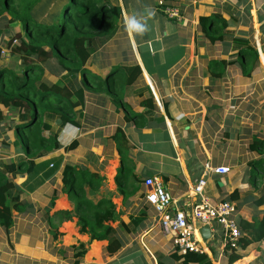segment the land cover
Instances as JSON below:
<instances>
[{
  "label": "crops",
  "instance_id": "crops-1",
  "mask_svg": "<svg viewBox=\"0 0 264 264\" xmlns=\"http://www.w3.org/2000/svg\"><path fill=\"white\" fill-rule=\"evenodd\" d=\"M162 1L178 10L179 18L165 14ZM119 4L122 16L97 38L88 69L102 79L118 69L139 67L141 74L129 83L128 72L115 73L119 89L114 95L86 91L76 129L66 132L54 123L45 132L46 137L57 134L60 147L36 160L44 164L30 186L23 187L28 174L15 177L24 210L14 213L12 228L0 227V264H159L160 259L177 264L172 238L162 232L159 215L145 199L144 182L152 177L161 178L171 194L170 210H183L190 219L198 201L194 189L202 179L212 203H235L238 216L249 223L264 217V204H256L264 192V175L258 179L255 174L261 172L253 168L264 161V0ZM149 9L155 15L148 19L149 31L143 37L125 31V16L134 11L146 15ZM213 16L229 23L225 40L208 36V29L213 31L217 24L209 26L201 19ZM235 38L249 42L254 55L239 56ZM120 134L131 172L142 182L129 200L118 192ZM14 141V130L0 125V161L25 157ZM67 167L99 176L96 190L90 193L86 187V200H108L120 213L116 222L106 223L117 230L121 243L115 255L108 254L107 241L91 240L84 221L56 216L75 209L66 190ZM217 167L231 171L210 173ZM211 229V239L201 243L203 253L214 264H228L222 232L216 225ZM243 254L235 264H264V241Z\"/></svg>",
  "mask_w": 264,
  "mask_h": 264
},
{
  "label": "trees",
  "instance_id": "trees-1",
  "mask_svg": "<svg viewBox=\"0 0 264 264\" xmlns=\"http://www.w3.org/2000/svg\"><path fill=\"white\" fill-rule=\"evenodd\" d=\"M121 16L119 0H0V33L6 30L2 29L3 19L7 24L21 28L20 44H11L8 48L11 49L10 55H20L23 63L20 74L4 62L0 64V125L14 130L15 141L12 144L25 156L11 162L0 161V227L12 228L14 213L24 210L20 200L22 188L14 183L15 177L28 174L29 179L23 186L27 187L34 182V176L44 164H37L36 160L60 147L57 134L45 136V132L52 129V124L57 123L66 132L73 131L78 126L75 120L77 109L84 104L87 90L114 95L119 89V84L113 81L115 73L128 72L129 83L141 74L139 67L118 69L103 80L88 69L97 38L111 30ZM201 21L209 26L217 24L213 31L208 29V36L213 41L227 38L224 33L229 23L224 18L213 16ZM233 42L240 48L239 56L254 55L249 42L236 38ZM2 52L0 47V58L5 57ZM52 60L59 66L55 72L60 78L57 83L46 76L44 67ZM244 72L250 74L245 65ZM90 79H95L94 85ZM3 109H7L9 114L6 115ZM10 120L15 123L13 127L8 125ZM122 138V134L117 138L122 163L117 184L119 194L124 200H129L140 191L142 182L131 172V162L127 147L121 143ZM253 168L261 172L260 175L255 174L258 179L264 175L263 160L255 163ZM64 173L66 190L75 209L58 212L56 216L64 221H72L74 217L84 221L90 229L91 240L107 241L108 254L115 255L121 249V243L117 230L106 223L116 222L120 213L108 200H100L97 204L86 200V187L90 193L96 190L100 177L70 167ZM256 204H264V192ZM238 223L242 238L237 249L225 248L228 264L242 260L244 250L253 243L264 241V217L254 223L238 217ZM172 259L177 264H214L205 252L186 255L175 252ZM159 264L167 263L160 259Z\"/></svg>",
  "mask_w": 264,
  "mask_h": 264
},
{
  "label": "built area",
  "instance_id": "built-area-1",
  "mask_svg": "<svg viewBox=\"0 0 264 264\" xmlns=\"http://www.w3.org/2000/svg\"><path fill=\"white\" fill-rule=\"evenodd\" d=\"M160 7L170 18H179L178 10L168 7L162 1ZM5 56V52H2ZM210 173L227 175L229 167L211 168ZM207 181L202 179L196 185L194 192L198 201L190 216L183 210L171 211L173 198L159 177L148 178L144 182L146 189V202L160 217L162 232L172 238L176 252L180 255L188 253H203L202 238L199 234L200 225H216L222 232V245L225 248L237 249L242 238V232L238 223V207L230 201L212 203L205 196ZM192 222L195 224H192Z\"/></svg>",
  "mask_w": 264,
  "mask_h": 264
},
{
  "label": "rangeland",
  "instance_id": "rangeland-1",
  "mask_svg": "<svg viewBox=\"0 0 264 264\" xmlns=\"http://www.w3.org/2000/svg\"><path fill=\"white\" fill-rule=\"evenodd\" d=\"M2 29H5L4 32L2 31L0 33V47L1 49L5 52V57L0 58V64L4 62L7 66L12 68L16 73L20 74L22 70V60L20 55H15L12 56L10 55L11 49L8 48L9 45L11 44H20L19 38L21 35V28L17 27L15 25H9L7 24L6 20H2ZM6 25V26H5ZM3 33V34H2ZM17 41V43H16ZM46 68V75L53 80L54 82H59L60 78L56 76V71L59 70L58 62L55 60H52L44 65ZM97 77V76H96ZM99 78V77H97ZM102 79V78H100ZM104 80V79H103ZM90 83L93 85L95 84V79H90ZM4 113L7 115L9 112L6 109H3ZM11 121V120H10ZM12 122V121H11ZM14 124L12 123L10 126H13ZM11 130L8 132L9 135H11ZM7 133H4V135ZM6 136V135H5Z\"/></svg>",
  "mask_w": 264,
  "mask_h": 264
},
{
  "label": "clouds",
  "instance_id": "clouds-1",
  "mask_svg": "<svg viewBox=\"0 0 264 264\" xmlns=\"http://www.w3.org/2000/svg\"><path fill=\"white\" fill-rule=\"evenodd\" d=\"M155 12L151 9L147 10L146 15L137 12H132L131 14L125 16L124 18V28L129 34H135L143 37L148 31V19L152 18Z\"/></svg>",
  "mask_w": 264,
  "mask_h": 264
},
{
  "label": "water",
  "instance_id": "water-1",
  "mask_svg": "<svg viewBox=\"0 0 264 264\" xmlns=\"http://www.w3.org/2000/svg\"><path fill=\"white\" fill-rule=\"evenodd\" d=\"M200 237L202 238V242L206 243L209 241L212 237V229L209 225H204L200 230H199Z\"/></svg>",
  "mask_w": 264,
  "mask_h": 264
}]
</instances>
